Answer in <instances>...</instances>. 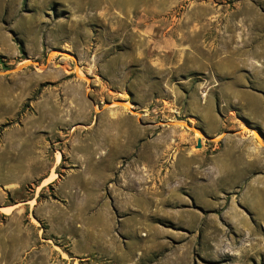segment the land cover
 Returning a JSON list of instances; mask_svg holds the SVG:
<instances>
[{
  "label": "rangeland",
  "instance_id": "rangeland-1",
  "mask_svg": "<svg viewBox=\"0 0 264 264\" xmlns=\"http://www.w3.org/2000/svg\"><path fill=\"white\" fill-rule=\"evenodd\" d=\"M0 264H264V0H0Z\"/></svg>",
  "mask_w": 264,
  "mask_h": 264
},
{
  "label": "bare ground",
  "instance_id": "bare-ground-1",
  "mask_svg": "<svg viewBox=\"0 0 264 264\" xmlns=\"http://www.w3.org/2000/svg\"><path fill=\"white\" fill-rule=\"evenodd\" d=\"M92 6H95V8H92V9H94V10H96L97 8H98V6L97 5H92ZM65 52V51H64ZM66 54H68L67 52H65ZM51 55H53V53L51 54ZM44 67V66H43ZM82 74V73H81ZM127 105V108L130 110L131 109V107H130V104H126ZM193 129V128H192ZM196 131V133L198 134V135H201V131H199V130H195ZM255 135H256V137L257 138H259V135L255 132ZM259 140H260V138H259ZM263 143V142H262ZM51 178H53V177H51ZM52 181V180H51Z\"/></svg>",
  "mask_w": 264,
  "mask_h": 264
},
{
  "label": "water",
  "instance_id": "water-1",
  "mask_svg": "<svg viewBox=\"0 0 264 264\" xmlns=\"http://www.w3.org/2000/svg\"><path fill=\"white\" fill-rule=\"evenodd\" d=\"M21 66H19L18 68H20ZM130 112H133L132 108L129 110ZM196 147L200 148L201 147V139H198L196 142Z\"/></svg>",
  "mask_w": 264,
  "mask_h": 264
},
{
  "label": "trees",
  "instance_id": "trees-1",
  "mask_svg": "<svg viewBox=\"0 0 264 264\" xmlns=\"http://www.w3.org/2000/svg\"><path fill=\"white\" fill-rule=\"evenodd\" d=\"M19 47L21 48L20 44H19Z\"/></svg>",
  "mask_w": 264,
  "mask_h": 264
},
{
  "label": "crops",
  "instance_id": "crops-1",
  "mask_svg": "<svg viewBox=\"0 0 264 264\" xmlns=\"http://www.w3.org/2000/svg\"><path fill=\"white\" fill-rule=\"evenodd\" d=\"M198 139H199V138H198ZM198 139H197V140H198ZM196 142H197V141H196Z\"/></svg>",
  "mask_w": 264,
  "mask_h": 264
}]
</instances>
